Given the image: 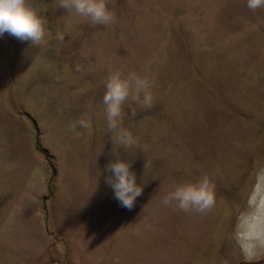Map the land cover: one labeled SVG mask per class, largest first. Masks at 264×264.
<instances>
[{
  "label": "rangeland",
  "instance_id": "rangeland-1",
  "mask_svg": "<svg viewBox=\"0 0 264 264\" xmlns=\"http://www.w3.org/2000/svg\"><path fill=\"white\" fill-rule=\"evenodd\" d=\"M31 2L46 42L0 37V264H264V244L242 238L264 196V8L115 0L104 26ZM114 70L147 77L154 97L123 109L138 146L120 152L144 186L131 211L103 183ZM204 175L210 210L163 205Z\"/></svg>",
  "mask_w": 264,
  "mask_h": 264
},
{
  "label": "clouds",
  "instance_id": "clouds-1",
  "mask_svg": "<svg viewBox=\"0 0 264 264\" xmlns=\"http://www.w3.org/2000/svg\"><path fill=\"white\" fill-rule=\"evenodd\" d=\"M114 2L115 0H56V5L68 14L86 18L92 25L107 26L115 19L110 8ZM246 6L256 11L264 8V0H247ZM46 24L41 9L34 6L31 0H0V37L7 33L20 41H30L33 46H42L49 34ZM58 39L62 41L63 35L58 34ZM104 85L105 118L113 147L101 153V156L107 157L103 167V183L111 189L113 199L119 206L131 211L144 194V186L138 183L137 174L132 167L133 160L129 161L120 152V149L127 151L138 146L137 138L122 126L123 109L125 104L131 103L142 109L153 107L154 97L150 91L152 83L135 70L127 73L114 70L110 72ZM131 114L135 116L136 109H131ZM80 124L87 126L83 119ZM162 203L183 212H206L215 204V185L208 175H204L195 182L178 184L162 198Z\"/></svg>",
  "mask_w": 264,
  "mask_h": 264
},
{
  "label": "bare ground",
  "instance_id": "bare-ground-1",
  "mask_svg": "<svg viewBox=\"0 0 264 264\" xmlns=\"http://www.w3.org/2000/svg\"><path fill=\"white\" fill-rule=\"evenodd\" d=\"M257 212L258 214L255 215L248 231L244 232V236L242 237L245 249L252 252H254L256 244H264V216L260 215L264 214V196L258 203Z\"/></svg>",
  "mask_w": 264,
  "mask_h": 264
}]
</instances>
